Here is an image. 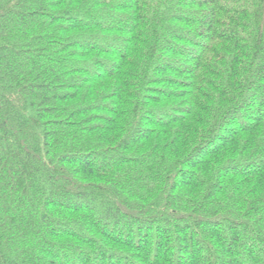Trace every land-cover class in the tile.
Returning <instances> with one entry per match:
<instances>
[{"label":"trees","instance_id":"obj_1","mask_svg":"<svg viewBox=\"0 0 264 264\" xmlns=\"http://www.w3.org/2000/svg\"><path fill=\"white\" fill-rule=\"evenodd\" d=\"M0 264H264V0H0Z\"/></svg>","mask_w":264,"mask_h":264},{"label":"rangeland","instance_id":"obj_2","mask_svg":"<svg viewBox=\"0 0 264 264\" xmlns=\"http://www.w3.org/2000/svg\"><path fill=\"white\" fill-rule=\"evenodd\" d=\"M166 88H167V85H166ZM161 98L158 99V101H160L161 103H166L167 102V98L168 96H160ZM187 104H185L184 102V106H186Z\"/></svg>","mask_w":264,"mask_h":264}]
</instances>
